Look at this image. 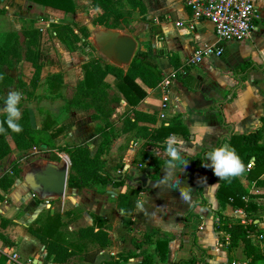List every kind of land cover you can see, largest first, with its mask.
<instances>
[{"label":"crops","instance_id":"0c3cea01","mask_svg":"<svg viewBox=\"0 0 264 264\" xmlns=\"http://www.w3.org/2000/svg\"><path fill=\"white\" fill-rule=\"evenodd\" d=\"M73 1L75 10L65 12L31 0H0V46L5 45L7 37L13 33L17 34L18 42L21 43L25 38L23 30H37L31 59L23 58L12 66H2L4 73L12 81L3 87L0 109L4 107L10 90L20 92L34 127H40L42 118L49 113L55 124L66 126L60 136L61 143H86L94 151L102 139L95 130L98 120L91 119L82 109H67L66 100L73 95L79 79L83 78V65L86 61L92 57L108 61L93 48L90 36L89 45H84L88 48L85 53L80 51L81 41L77 43L76 49L70 50L58 37L51 22L60 18L72 19L77 32V26L88 27L89 22L77 21L74 17L82 0ZM253 1L257 6V16L250 36L243 40L229 39L222 43L217 41L213 24L209 20H198L193 29L186 23L177 24V21L185 22L191 16L190 9L182 0H142L143 10L139 7L133 10V14L145 17L143 20L154 25L153 34L142 37L145 42L141 49L148 56L144 62L158 69L161 78L172 69L178 70L168 88V101L162 100L163 89L159 82L148 89L147 95L137 108L156 114V122L149 123L153 127L160 126L162 122L179 119L187 132H174L170 135H175L183 142L185 154L195 155L220 143L232 147L230 139L233 134L254 132L263 124L264 0ZM87 3L91 5V0H87ZM89 8L94 9L96 15L101 12L100 8H93L92 5ZM129 32L134 34L135 29ZM134 37L137 40L136 35ZM212 43L224 46L221 55L209 53L196 63L188 62L197 48ZM138 44L137 40V46ZM245 62L257 63L263 67H250L240 80L239 70ZM36 63L42 66L37 84H33L31 79ZM57 73L61 74V79H54L56 91H52L49 77ZM105 80L120 99L112 104L114 111L111 121L118 128L114 130L115 137L108 154L105 155L104 169L116 178L119 177L112 172L120 171L121 176L126 172L130 176L128 179L131 184L143 187L135 209L131 215L124 214L123 209L117 207L115 191L109 200L98 194H91L86 199L87 208L76 211L70 205H79L80 189L68 186L64 195L57 199L46 201L35 195L34 198L20 200L28 186L15 177L6 190L0 188L4 196L0 200V223L2 217L9 219L6 227L0 229L11 242L10 245L5 244L0 238V255L6 256L3 264H18L10 260L9 256L13 251L18 254L21 264H64L47 258L44 245L28 230L33 221L44 220L48 208L51 213L56 211L61 216L62 224L59 229L63 233L62 240L74 245L80 243L78 241H86L78 238L77 231L80 227L92 224L93 215L98 214L104 218L103 228L109 233L111 243L102 248L93 261L80 259L81 253L78 251L73 257L76 263L72 264H179V259H187L192 253L196 259L191 264L250 262L243 252L241 240L233 247L228 246L227 235L225 242L221 241L220 238L225 233L215 227L219 221L216 212L219 211L231 221L245 224L253 222V229L246 236L264 251V185H257L248 177L249 168L244 164L245 171L237 177L250 193L255 194L250 198L257 205L255 209L246 211L227 202L221 204L216 196L221 180L215 176L212 181L198 183L200 177H210V172L206 167L191 162H188L186 168L175 170V177L181 179V188L192 189L191 199L187 202L181 200L178 189L161 183L165 175V164L160 167L158 176L151 178L149 175L154 172V168L149 161L135 160L143 139L134 136L133 132L121 130L123 112L129 105L116 87L114 75L107 74ZM31 91L32 94L29 95L28 92ZM232 91V95L227 98ZM58 93L60 95L57 97L53 96ZM46 99L58 101L59 107L51 109L44 104ZM142 123L146 122H140ZM11 147L12 151L17 149L12 142ZM205 162L210 163L207 160ZM5 169L6 166L0 168V172ZM260 177H264V173ZM125 186L118 187V191H124ZM45 201L50 207L45 208ZM20 207L23 213L17 216L21 212ZM34 208L37 209L36 212ZM184 217L189 220L187 224L184 223ZM89 245L92 244L88 243ZM258 264H264V261H259Z\"/></svg>","mask_w":264,"mask_h":264},{"label":"trees","instance_id":"16d2710c","mask_svg":"<svg viewBox=\"0 0 264 264\" xmlns=\"http://www.w3.org/2000/svg\"><path fill=\"white\" fill-rule=\"evenodd\" d=\"M43 5H49L65 12L75 10L73 0H31ZM125 3V6H124ZM130 7H127V5ZM93 8H100L99 12L92 20L93 24L104 25L112 28H127L128 18L136 7L143 10L142 0H91ZM2 9H0V13ZM60 39L65 43L66 47L74 50L77 43L89 45L88 38L90 30L86 25L77 26V31L74 29V21L70 18H60L55 22H51ZM24 39L20 43L16 33L7 37L5 45L0 46V94L3 92V87L9 85L12 81L2 69L4 64L12 66L21 59H31L33 56V48L36 43L37 30H23ZM83 38V39H82ZM82 39V40H81ZM13 40L14 42H10ZM147 54L137 48L132 60L126 69L116 66L109 62L103 61L99 57H92L83 65L84 75L79 79L75 86L74 93L66 100V108H79L85 111L93 120H98L95 127L96 132L102 137L97 148L93 151L86 143L65 142L61 143V133L65 131V125L55 124V121L49 113L41 120L40 127H34L31 124L29 109L24 104V99L20 102L22 117L19 123L23 127V131L17 134L8 129L6 134H0V164L5 157L12 151L11 142L17 149L26 150L38 143L39 140L46 141V145L50 142L53 147L59 151H64L68 154L70 164L68 169L67 186L73 188H83L92 185H107L119 187L125 184V180L130 176L125 172L123 176L116 178L104 169L106 163L105 155L108 154L114 133V124L111 121V116L114 111L113 103L118 102L120 96L112 91L110 84L105 80L107 74L114 75V83L121 94L125 97L128 107L123 112L121 130L123 132H133L134 136L141 137L143 142L137 151L135 160H148L153 166L154 172L149 175L155 178L159 174L160 167L169 159L165 151V138L174 132H187L186 127L179 119L162 122L158 127H153L149 123L156 122V114L138 109L137 106L147 95L148 89L155 87L161 80V73L158 69L147 65L144 60ZM41 64L34 65L35 71L31 79L33 84H37L39 79ZM263 67L257 63L245 62L239 72H241L240 80L243 79V73L250 67ZM60 80L61 74H53L49 77V83L56 89L54 79ZM60 78V79H59ZM34 86V85H33ZM55 86V89H54ZM56 91V90H55ZM29 95L32 94L28 92ZM60 93L53 95L57 97ZM46 96V95H45ZM53 98V97H51ZM1 99V98H0ZM6 114L0 113V121L5 120ZM263 124L254 132L233 134L230 139V144L236 150L243 164H251L248 171V177L253 179L257 185H264V177H260L264 173V117ZM140 122H146L140 124ZM7 129V124L4 125ZM217 144L214 147H219ZM210 149H203L195 155H188L182 152V155L188 162L202 166L206 163L204 155ZM58 159L57 154L51 157ZM207 168V167H206ZM210 172V177H206L207 181H212L215 175L211 168H207ZM19 172L18 166L15 164L7 167L0 172V188L6 190L14 181V178ZM202 178V177H200ZM199 178V179H200ZM204 180H201V183ZM143 187H135L133 184L126 185L124 191H116V204L119 209H123V213L131 215L138 201L139 192ZM198 192H201V187H198ZM216 196L221 204L230 203L234 207H240L243 210L250 211L257 207L256 203L250 198L255 194L250 193L240 182L238 177L231 178L230 182L221 180L216 192ZM4 196L0 192V200ZM218 222L215 227L223 231L225 234L220 239L225 242L227 235L228 246L233 247L241 240L243 243V252L249 258L251 263L258 264L259 261H264V251L251 242L250 237L246 234L253 229L254 223L245 224L241 221H231L229 217L223 213L216 212ZM9 219L1 218L0 228L4 229L8 224ZM189 220L184 217V223ZM62 224L61 216L58 212L51 213L50 208L44 220L38 222L33 221L29 226V232L33 233L44 245L45 255L54 262L72 264L73 257L80 251L82 260L93 261L96 254L104 247L111 243L109 233L103 228L104 218L101 215H93V223L80 227L77 231L78 238L86 241H78L73 243L65 242L63 233L59 229ZM194 235V231L191 232ZM0 238L5 244L10 245L9 238L0 229ZM79 239V240H80ZM165 242V241H164ZM93 244V247L88 246ZM196 259L194 253L187 259H179V264H191ZM6 260L4 254L0 255V264ZM15 264V263H11Z\"/></svg>","mask_w":264,"mask_h":264},{"label":"water","instance_id":"95a60500","mask_svg":"<svg viewBox=\"0 0 264 264\" xmlns=\"http://www.w3.org/2000/svg\"><path fill=\"white\" fill-rule=\"evenodd\" d=\"M88 28L91 31L90 42L100 56L126 69L137 49L136 38L122 28L95 26L92 22L88 23ZM68 169L69 162L64 158H40L25 166L22 179L38 198L50 201L64 195Z\"/></svg>","mask_w":264,"mask_h":264},{"label":"built area","instance_id":"2783aa9c","mask_svg":"<svg viewBox=\"0 0 264 264\" xmlns=\"http://www.w3.org/2000/svg\"><path fill=\"white\" fill-rule=\"evenodd\" d=\"M190 9L191 16L185 22L177 21L178 25L187 24L191 29L195 27L198 20H209L213 24V30L217 41L222 43L229 39L243 40L250 36L254 26V20L257 16V6L253 0H182ZM224 46L206 44L197 48L193 55L188 59L189 63H196L209 53L221 55ZM178 74L177 69H172L164 74L160 80L163 89L162 100L168 101V88L172 78ZM248 163L246 168H250ZM10 260L21 264L18 254L13 251L9 256ZM231 264H256L247 261H232Z\"/></svg>","mask_w":264,"mask_h":264},{"label":"clouds","instance_id":"9594fccd","mask_svg":"<svg viewBox=\"0 0 264 264\" xmlns=\"http://www.w3.org/2000/svg\"><path fill=\"white\" fill-rule=\"evenodd\" d=\"M23 96L22 93L15 90H10L7 93L4 101V107L0 109L6 114V118L0 121V134H6L8 129L19 134L23 131L22 125L19 123L22 113L19 107ZM7 124V129L4 125ZM165 151L168 160L165 161L164 172L165 175L161 180V183L166 184L172 188L179 190L180 198L183 201H189L191 199V188H181V179L175 177V170L177 168H186L188 160L184 158L182 152H184V145L175 135H169L165 138ZM205 160L210 163H205L203 166L211 168L214 175L220 180L229 181L231 178L243 174L245 166L237 154L236 150L230 145H221L219 147H212L210 151L205 153ZM183 166V167H181ZM204 180L206 177H202L198 180V183Z\"/></svg>","mask_w":264,"mask_h":264},{"label":"rangeland","instance_id":"374dc122","mask_svg":"<svg viewBox=\"0 0 264 264\" xmlns=\"http://www.w3.org/2000/svg\"><path fill=\"white\" fill-rule=\"evenodd\" d=\"M90 6L91 5H90V3L89 4L87 3V0H82V2H80V4H78L77 10H76L75 15H74V17L76 18L77 21L83 20L84 22H90V20L96 15V11L94 9L92 10V8L90 9L89 8ZM124 6H125V3H124ZM134 14L132 12L130 17L128 18L129 22L127 24V28H122V29H124L125 31H128V32H129V30L132 31L133 29H135V33L132 35H134V36L136 35L138 43H139L137 48H140V50H142L141 46L144 45V42H145V40L142 37L146 36L147 34L152 35L154 25L147 22L146 20H143V18H145V17H139L138 14H135L136 16L133 17ZM135 20H137V21H135ZM94 25L98 26L99 24H94ZM127 29H129V30H127ZM259 31L261 32V30H259ZM90 37H91V31H90ZM87 49L88 48L85 47L83 44L80 47V51H82L84 53ZM44 104L49 105L51 107V109L54 107H59V102L51 100V99H46L44 101ZM115 118H117V117H115ZM117 128L118 127L117 126L115 127V123H114V130ZM44 142H46V141L39 140L36 145L29 147L26 150L15 149V150L11 151L7 155V157L3 160V162L0 164V166H1L0 168L2 169L4 166L10 167L11 165L15 164L19 168V172L17 173L16 177H17L18 181L19 180L23 181L22 177H23L25 166L34 160H37L40 158H51L53 156V154H57L59 156L58 159L64 158L70 164L69 156L66 152L57 150L55 148V146L53 147V145L49 146V145H51L50 142L47 145ZM115 152H116V150H115ZM112 173L115 174V176H117V177H121L120 171H114ZM137 182H139V181H137ZM129 184H131L130 180L126 179L124 185H129ZM124 185H122V187H124ZM118 189H119L118 187L112 188L111 186L108 187L106 185H104V186L92 185L89 187L80 188V190H79L80 192L78 193L80 196L77 195L79 198V205L76 206L72 203L70 206L73 207L76 211H82V210L87 208L86 199L88 197H90L91 194H93V193L98 194L102 198L109 200L112 197V192L118 191ZM27 197L28 198H34L35 197V194L33 193V191L30 190L28 187L26 189H24V197H22V199H20V200H24ZM46 203H47V205H46ZM48 207H50V204L45 201V208H48ZM21 208L22 207H20L21 212L19 211L17 216L22 215L23 209H21ZM33 210H35V212L37 211L36 208H34ZM35 212H33V213H35ZM92 245H89V246H92Z\"/></svg>","mask_w":264,"mask_h":264}]
</instances>
